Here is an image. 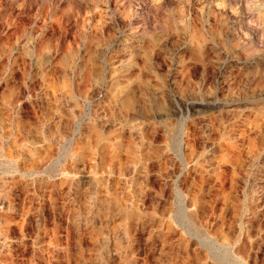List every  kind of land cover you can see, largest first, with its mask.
<instances>
[{
	"label": "rangeland",
	"instance_id": "374dc122",
	"mask_svg": "<svg viewBox=\"0 0 264 264\" xmlns=\"http://www.w3.org/2000/svg\"><path fill=\"white\" fill-rule=\"evenodd\" d=\"M0 264H264V0H0Z\"/></svg>",
	"mask_w": 264,
	"mask_h": 264
},
{
	"label": "bare ground",
	"instance_id": "6f19581e",
	"mask_svg": "<svg viewBox=\"0 0 264 264\" xmlns=\"http://www.w3.org/2000/svg\"><path fill=\"white\" fill-rule=\"evenodd\" d=\"M184 133H185V126L183 124L182 127H181L180 139L178 141V143H179L178 146H179V149H180L181 153L183 151V146H184Z\"/></svg>",
	"mask_w": 264,
	"mask_h": 264
}]
</instances>
